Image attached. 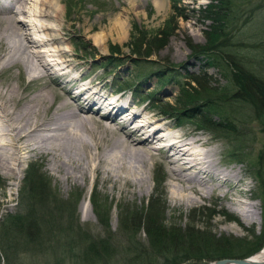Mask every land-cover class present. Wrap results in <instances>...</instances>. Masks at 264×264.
I'll list each match as a JSON object with an SVG mask.
<instances>
[{
  "label": "rangeland",
  "instance_id": "rangeland-1",
  "mask_svg": "<svg viewBox=\"0 0 264 264\" xmlns=\"http://www.w3.org/2000/svg\"><path fill=\"white\" fill-rule=\"evenodd\" d=\"M157 1L161 2V6H157ZM209 1L60 0V4L64 7L63 20L61 21L63 26L62 37L65 36L72 43V62L77 67L76 72H72V75H82L85 78L83 83H92L95 88L101 89V93H110L108 99H112L121 93L120 103L125 106L121 112L129 108L128 114L123 117L129 118L132 111H137L135 118L144 117V115L151 116L175 125L176 127L173 129L175 132H185L195 128L203 137H207L208 143H211L216 149V156L222 160L221 163L226 168L231 166L237 169L238 174L244 178L241 186L244 188L245 196L241 198L257 203V221L248 223L240 220L238 214L228 207V197L221 198L220 195L219 197L212 195L198 199L196 203L192 204L176 201L171 191L170 170L161 162V153L159 155L154 154L147 160L148 163L144 167L139 166V168L134 162L131 164L128 159H120L119 152L108 153L106 151L99 159L94 158L93 163H91L93 165H95L94 163L98 164V171H92L91 168L86 171L84 176H76L68 181L51 170L47 164V158L37 155L20 162L21 170L17 177H7L0 171V220L9 212H17L15 203L18 201L19 187L30 164L41 168V171L45 173L49 179L48 191L54 190V196L58 201L67 199L71 202L72 194L79 196V200L73 206L70 203L66 209L60 208L55 217L52 215L54 217L53 223L58 224L59 229L65 228V232L61 234L59 239L57 238L58 242H61L60 247H54L49 251L45 246L43 250L39 251V248L35 246V240L17 246L19 252L25 251L26 253L22 259L24 264L26 262L28 264H102L101 261H95L87 256L84 248L80 247L76 241L72 243L73 238H71V235L74 234H79V236L84 233L93 236L105 234L106 226L102 222L100 223V219L94 214L95 212H92L93 206L89 203L93 187L99 195V200L108 207V219L106 221L110 227L109 236L122 240V228L117 226L118 211H123L126 208L136 211L140 207H145L147 198L153 193L156 177L162 181L160 192L166 213V222L169 220L175 224L186 225L193 219L198 229L200 226L206 225L210 232H215L217 235L236 236L239 239L245 237L251 240L253 239L252 234L261 233L263 219L261 218L260 198L257 196L260 192V178L257 177V174L255 175V170L257 171L262 166H256L255 163H257L259 154L264 152V134L260 128L262 127L261 122L259 123L254 119L253 106L251 104L242 106L234 103L233 99H230L233 98L232 95L225 98L228 101L225 111L229 110L236 120L242 119L243 125L246 126V131H244L246 136L243 139L244 143H242L244 146L243 159L236 161L229 156L226 157L232 146L222 136H215L206 129H197L190 120L184 119V121L177 123L176 119L169 120L167 117H161L159 108L152 102H148L146 98L152 92L159 101L168 99L173 104L174 93L178 89L177 81L182 82L187 77L186 73L190 72L200 73L204 71L212 80L213 86H227L226 77L222 75L216 67L217 65H210L208 57L202 59V57L197 58V56L191 55L187 46L188 41L198 45L204 43L205 32L203 31L207 30L211 21L204 18V11L201 9ZM231 4L233 9L231 13L233 14L232 22L226 27L230 33L227 40L229 46L226 45L221 58L226 57V52L233 54L234 51H237L246 58L244 63L252 71L264 77V0H232ZM174 5H176V11L181 14L176 18H172V6ZM116 18L122 21L123 27L113 25ZM168 18H171L173 30L165 40L163 47L157 50L151 49L149 57L141 55L142 52L137 55L129 50L132 29L136 31L142 29L147 32L148 30L155 31ZM53 25L56 26L54 22ZM111 45L118 46L120 48L119 53L111 54L109 52ZM18 67H5L7 70L1 69L0 83L3 80L12 85L16 83L20 85V89L25 87L27 89L24 91L31 92L37 82L35 80L29 82L27 80L29 74L21 76L23 71ZM164 68L168 69L165 76L169 78L171 76L167 73H173V77L170 81H156V76L152 75L151 72ZM129 83L137 84V91L119 88V84L126 85ZM74 89H72L73 93L76 92ZM50 98H52L51 95ZM95 109L96 106L93 105L92 110ZM113 110L111 114H113ZM102 112L104 110L94 113L96 115L94 118L100 117ZM139 112L142 113L138 114ZM213 118L216 120L219 116L215 114ZM118 123L122 126L121 121ZM80 132H82L84 140L89 143L93 140L91 139L93 134L97 136L101 145H105V141L110 138L109 132H101L95 125L90 134L82 130ZM95 152L96 149H92L91 153L95 154ZM113 158L115 161L112 160ZM101 160L103 161L101 162ZM127 161L130 164H127ZM252 163L254 164L252 165ZM188 194L190 195V193ZM51 206L55 208L54 205ZM85 211L88 213L86 216ZM45 217L50 219L47 215ZM137 238L136 242L148 247L146 237L142 232L138 234ZM54 241V239L48 240V243L53 244ZM119 244L116 242L115 246ZM263 248L264 244L249 257ZM0 255V263L6 264L3 261L2 253ZM15 259L13 258L11 263H16Z\"/></svg>",
  "mask_w": 264,
  "mask_h": 264
},
{
  "label": "bare ground",
  "instance_id": "bare-ground-1",
  "mask_svg": "<svg viewBox=\"0 0 264 264\" xmlns=\"http://www.w3.org/2000/svg\"><path fill=\"white\" fill-rule=\"evenodd\" d=\"M59 1L0 0V71L19 66L21 76L29 74L27 80L37 82L31 92L16 83H0L1 173L17 177L22 160L41 155L47 158L51 170L68 181L84 176L88 169L98 171V164L91 163L106 151L119 152L120 159H128L138 167L161 153V162L170 170L176 201L192 204L220 195L228 197V207L240 220L257 221V203L241 198L245 196L241 186L244 178L237 169L221 163L207 137L195 128L175 132V125L151 116L135 118L137 111H132L129 118L123 117L129 108L121 112L125 107L120 103L121 93L108 99L110 93L83 83L82 75H72L77 67L72 62V43L62 37L64 7ZM113 25L123 27L118 18ZM100 110L104 112L95 119L94 113ZM94 125L110 133L105 145L95 134L90 143L82 137L80 130L90 134ZM92 149H96L95 154ZM249 259L264 261V248Z\"/></svg>",
  "mask_w": 264,
  "mask_h": 264
},
{
  "label": "trees",
  "instance_id": "trees-1",
  "mask_svg": "<svg viewBox=\"0 0 264 264\" xmlns=\"http://www.w3.org/2000/svg\"><path fill=\"white\" fill-rule=\"evenodd\" d=\"M231 2L232 0H210L201 9L204 11V18L211 21L207 30L203 31L205 32L204 43L198 45L190 41L187 42L191 55H195L197 58L202 57V59L208 57L210 65H217L216 67L226 77L227 86H213L212 80L204 71L190 72L186 73L187 77L182 82L177 81L178 89L174 93L173 104L168 99L159 101L152 92L147 95L148 97H143L159 108L161 117H167L169 120L176 119L177 123L184 119L190 120L197 129H206L215 136H222L232 146L226 157L229 156L239 161L243 159L244 146L242 143L246 136L244 133L246 126L243 125L242 119L236 120L229 110L225 111L228 102L225 98L232 95L233 98L230 99H233L234 103L242 106L251 104L255 114L254 119L261 122L262 127L260 128L264 134V77L252 71L244 63L246 58L237 51H234L233 54L226 52V57L221 58L226 45L229 46L227 40L230 33L226 27L232 22ZM175 6H172V18L181 15L176 11ZM170 19L165 20L163 25L155 31L132 29L129 50L137 55L142 52L141 55L149 57L151 49L157 50L163 47L165 40L173 30ZM119 50L118 46L111 45L109 52L114 55L119 53ZM166 71H168L166 68L158 69L151 74L156 76V81H170L173 73H167L171 76L167 78ZM119 85V88L125 87L131 91H137L135 83ZM236 94L237 96H235ZM215 114L219 116L216 120L213 118ZM255 165L262 166L257 171L255 170V175L257 174V177L260 178V192L257 196L260 198L263 223L261 233L252 234L253 239L251 240L225 234L217 235L215 232H210L206 225L200 226L198 229L193 219L186 225L175 224L169 220L166 222V213L160 192L162 181L156 177L153 193L147 198L145 207H140L136 211L127 208L118 211L117 226L122 228V240L119 238L116 240L109 236L110 227L106 221L108 207L99 200V195L93 187L89 203L93 206L92 212H95L100 223L102 222L106 226L105 234L102 236L86 233L81 236L74 234L71 235L72 243L75 241L79 243L87 256L95 261H101L102 264H207L215 258H244L252 255L264 244V152L259 154ZM38 168L33 164L28 165L19 187L18 201L15 203L17 212H9L0 220V253H2L3 261L6 264H24L22 259L26 253L25 251L19 252L17 246L30 243L33 240H35V246L39 248V251L43 250L45 246L49 251L54 247H60L61 242H58V239L65 232V228L59 229L60 226L53 223L54 217L60 208L66 209L70 203L73 206L79 200V196L72 194L71 202L67 199L58 201L54 196V190L48 191V177L41 171V168ZM51 205H54L56 209ZM120 209H122L121 206ZM45 215L50 219H47ZM140 232L145 235L148 247L136 242ZM52 239L55 240L54 243H48V240ZM116 242L120 244L115 246ZM13 258H16V263H11Z\"/></svg>",
  "mask_w": 264,
  "mask_h": 264
},
{
  "label": "water",
  "instance_id": "water-1",
  "mask_svg": "<svg viewBox=\"0 0 264 264\" xmlns=\"http://www.w3.org/2000/svg\"><path fill=\"white\" fill-rule=\"evenodd\" d=\"M207 264H264V261L260 262L259 260L251 261L249 255L244 258L239 257H222L221 259L215 258Z\"/></svg>",
  "mask_w": 264,
  "mask_h": 264
}]
</instances>
